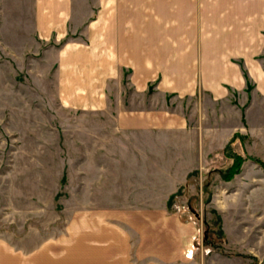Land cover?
<instances>
[{
    "label": "crops",
    "instance_id": "0c3cea01",
    "mask_svg": "<svg viewBox=\"0 0 264 264\" xmlns=\"http://www.w3.org/2000/svg\"><path fill=\"white\" fill-rule=\"evenodd\" d=\"M193 6V0H92L80 11L75 0H35L29 12L34 53L50 62L59 106L102 126L94 156L104 178L95 185L116 210L95 217L103 257L95 254L90 264H215L221 257L168 200L192 171L204 176L230 165L224 155L230 140L235 149L241 137H251L241 130L234 93L247 88L255 67L231 59L256 47L257 13L249 11L243 30L239 24L230 35L218 27L210 38ZM247 187L229 203L212 188L210 203L227 239L225 205L237 208L241 225L253 191Z\"/></svg>",
    "mask_w": 264,
    "mask_h": 264
},
{
    "label": "rangeland",
    "instance_id": "374dc122",
    "mask_svg": "<svg viewBox=\"0 0 264 264\" xmlns=\"http://www.w3.org/2000/svg\"><path fill=\"white\" fill-rule=\"evenodd\" d=\"M91 1L75 0V4L81 11ZM245 1L193 0L194 17L208 25L210 38H216L218 27L228 29L230 35L239 24L243 30L250 26L249 11L257 13L256 47L244 48V57L231 59L255 67L251 76L256 83L249 79L244 91L234 93L241 103V130L251 135L241 137L235 149L231 146L244 158L243 165L229 181L217 173L209 179L210 200L214 186L228 203L236 194L240 198L249 193L247 186L253 191L246 200L249 209L241 213V225L235 221L237 208L224 202L228 239L219 248L206 246L221 255L215 264H264V167L254 160L264 162V0H251V9ZM34 2L0 0V264H90L95 254L103 257L98 250L102 245L96 243L95 217L116 210L105 205V191L95 185L104 178L94 156L96 131L102 126L83 112L59 106L50 62L34 53L38 46L31 36L29 15ZM234 114L238 119V110ZM205 176L191 177L169 207L187 216L200 240L204 221H212L211 210H216L210 201L204 202ZM194 196L197 218L187 206Z\"/></svg>",
    "mask_w": 264,
    "mask_h": 264
},
{
    "label": "trees",
    "instance_id": "16d2710c",
    "mask_svg": "<svg viewBox=\"0 0 264 264\" xmlns=\"http://www.w3.org/2000/svg\"><path fill=\"white\" fill-rule=\"evenodd\" d=\"M231 142H232V140H230L224 148V155L227 158L232 160L231 165L225 169L216 168V169L209 170L206 173L205 179H204L203 184H202V191L204 193H207V198L204 200L205 203H208L210 201V193H209L210 192V188H209L210 187V180L209 179L213 173L219 174V176L221 177L222 180L229 181L240 171V167H241V164H242L244 158L242 156H240L239 154H237L236 152L231 150ZM254 160H255V162L259 163L261 166L264 167V162H262L260 159L254 158ZM196 174H198V171H196V170L192 171L188 175L187 181L184 185H186L187 182L189 181V179ZM181 188L182 187H180L177 192L170 195L169 200H168V208L171 206L172 201L175 198V196L181 191ZM192 199L193 200L197 199V196L196 197L194 196V198L191 197L190 199H188L187 206H188L189 210L191 212H193L197 218L198 214L194 211V208L192 206L193 205ZM211 211L213 214L212 221H210V220L204 221L205 229L203 231L202 244L204 246L211 247V248H219L220 247L219 245L223 241L225 242L226 237H225V234L222 230V226H221L222 220H221L220 215L214 209H212ZM180 218L182 220H186L187 216L180 214Z\"/></svg>",
    "mask_w": 264,
    "mask_h": 264
}]
</instances>
